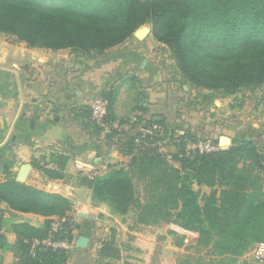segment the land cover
I'll return each mask as SVG.
<instances>
[{"label":"trees","instance_id":"16d2710c","mask_svg":"<svg viewBox=\"0 0 264 264\" xmlns=\"http://www.w3.org/2000/svg\"><path fill=\"white\" fill-rule=\"evenodd\" d=\"M146 25L154 40L169 48L184 85L210 93L204 96L206 101L264 88V0H0V35L31 49L70 51L82 66L102 60ZM127 81L135 85L134 78ZM123 85L98 95L108 102V132L94 123L90 106L78 118L89 133L118 139L126 162L109 166L103 175L80 176L76 183L90 189L94 200L109 205L116 215L129 216L136 227L175 224L197 233L194 252L204 253L199 262L208 257L214 264H236L256 244L264 243V155L258 145L241 141L214 153L187 155L190 135L165 119H144V106L134 107L140 114L136 122L117 120ZM154 125L163 137L155 132L147 139L152 136L153 141L179 147L178 153L138 146L140 128ZM67 162L64 154L53 153L48 163L38 159L34 167L50 180L66 182L71 179L65 172ZM4 173L0 202L14 212L46 218L43 228L28 224L15 228L18 242L10 249L16 264H66L70 252L33 243L53 236L75 244L72 203L19 183L11 166ZM57 221L60 227L54 231ZM0 247H6L1 218ZM121 256L115 240H105L97 264H120Z\"/></svg>","mask_w":264,"mask_h":264},{"label":"crops","instance_id":"0c3cea01","mask_svg":"<svg viewBox=\"0 0 264 264\" xmlns=\"http://www.w3.org/2000/svg\"><path fill=\"white\" fill-rule=\"evenodd\" d=\"M134 39L140 47L130 39L114 54L98 62L83 66L77 62L79 68L65 60L64 53L73 56L70 51L31 49L25 44L1 39L0 177L5 179V168L11 166L17 179L20 168L31 165L25 184L59 194L72 203L70 216L75 223V244L66 264H97L101 243L112 238L122 250L120 264H178L183 253L193 251L198 245L197 233L186 232L175 224L134 226L129 216L116 215L109 205L97 203L90 189L76 183L80 176L103 175L109 166L126 162L119 152L118 139L110 141L105 134L89 133L78 118L84 107L91 106L102 90L116 85L122 75L135 79V85L130 87L137 95L140 93V101H132L128 111H121L119 96L117 120L136 119L140 114L133 110L140 104L147 108L144 119L157 117L174 124L165 115L170 107L163 100L166 80L154 63L156 51L153 53L143 41ZM53 153L67 156L65 172L71 178L69 181L50 180L34 167L38 159L48 163ZM0 211L6 246L0 247V264H16L10 249L18 242L15 228L22 224L43 228L46 218L14 212L2 202ZM100 222L113 227L106 229L107 235L98 233ZM82 237L89 240L87 248L76 246ZM175 238H181L182 244H176ZM240 261L245 263V257Z\"/></svg>","mask_w":264,"mask_h":264},{"label":"rangeland","instance_id":"374dc122","mask_svg":"<svg viewBox=\"0 0 264 264\" xmlns=\"http://www.w3.org/2000/svg\"><path fill=\"white\" fill-rule=\"evenodd\" d=\"M144 28L151 30V26L148 25L140 29ZM134 38H132L131 42L137 48L140 47L141 44L135 41ZM1 39L13 41L4 35H0V45H2ZM142 43H144L146 48L153 51V53L155 49L156 56H154V63L157 65L158 71L163 74V79L166 80V92H164L163 100L170 109L165 115L173 120V123L176 124H173L175 128H178L179 131L184 134L188 133L187 135L191 137L185 142L187 155H193L195 153L207 154L205 151L202 152L200 147L208 142L217 145L216 142L221 137L228 138L232 142L231 146L241 141H254L264 155V88L256 92H239L228 98H222L217 95L209 101H206L204 96L210 94L209 92L193 89L190 85H184L181 81V75L177 73L176 62L172 58L167 46L157 42L155 43L152 35L146 37ZM122 46L113 49L109 54H114L115 51H118ZM64 54L66 56L65 60L70 62L71 65L78 68L80 67L78 66L79 62L74 59V55L72 56L68 52ZM151 59H153V57ZM141 62L142 61H139V64H141ZM125 80L126 78L124 76L123 78H118L115 83L116 85H114L117 86L121 82L124 83L118 95L121 100V111H128L132 101H134V103L136 100L140 101V93L137 95L130 87L129 82H125ZM157 112L162 111L160 110ZM133 122H136V120H133ZM218 146L222 150L231 147L228 145L221 146L220 141ZM161 151L171 155L173 153H178L179 147L164 144ZM203 192H207V190L204 189ZM104 226L105 225L100 222L98 233L102 236L109 233L106 229L111 230V228H113L110 227V224L109 226ZM190 241H192V237H190ZM175 243L182 244L181 238H175ZM183 254L184 255L180 256L178 264H185L192 256L195 258L190 260V264H214L208 257H204L202 262L198 261L200 257H203L204 253H197L196 256L194 250H187L186 253ZM244 257L246 259L245 263L240 261L244 259ZM244 257L237 261L236 264H261L253 258L251 252Z\"/></svg>","mask_w":264,"mask_h":264},{"label":"built area","instance_id":"2783aa9c","mask_svg":"<svg viewBox=\"0 0 264 264\" xmlns=\"http://www.w3.org/2000/svg\"><path fill=\"white\" fill-rule=\"evenodd\" d=\"M90 108H91V117L94 123L98 125L99 127L103 128L105 132H108L109 126L106 123V116L108 112V102L105 99L97 98L91 104ZM140 132L142 135V139L137 140L138 146H144L145 148L152 147L162 152L161 150H162L164 143L161 142V140L153 141L151 139L152 136L151 138L147 139L148 136L153 135L155 132L159 133L160 138L163 137V132L158 128L157 125H154L153 128L141 127ZM200 148L202 152L205 151L207 152V154L217 152L221 149L218 145H215L209 142ZM0 218H1V211H0ZM59 227H60V223L58 221L53 224L54 231H57ZM33 246L50 248L53 251L70 252L74 244H72L68 240H55L53 236H50L49 238L45 240L35 241L33 243ZM250 252L252 253L253 258L256 261L260 262L261 264H264V243L256 244Z\"/></svg>","mask_w":264,"mask_h":264},{"label":"water","instance_id":"95a60500","mask_svg":"<svg viewBox=\"0 0 264 264\" xmlns=\"http://www.w3.org/2000/svg\"><path fill=\"white\" fill-rule=\"evenodd\" d=\"M152 34V30L144 28V29H139L138 31H136L135 33V37L139 40V41H144V39L146 37H148L149 35ZM232 142L226 138V137H221L220 138V145L221 146H231ZM32 166L31 165H23L20 168L18 177H17V181L19 183L24 184L31 172ZM89 245V240L87 238H80L77 243L76 246L79 248H87Z\"/></svg>","mask_w":264,"mask_h":264}]
</instances>
